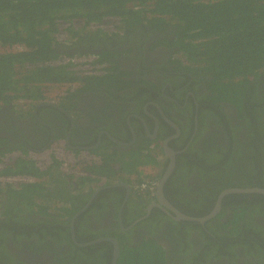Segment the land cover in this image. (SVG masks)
<instances>
[{
    "label": "flooded vegetation",
    "instance_id": "obj_1",
    "mask_svg": "<svg viewBox=\"0 0 264 264\" xmlns=\"http://www.w3.org/2000/svg\"><path fill=\"white\" fill-rule=\"evenodd\" d=\"M116 26L122 37L113 40L82 39L68 33H62L64 38L59 40L62 51L68 54L112 56L110 60L119 70L113 86L109 82L88 90L78 95L76 101L47 98L34 103L24 101L16 107L15 103H8L0 108V150H13L6 154L0 168L19 157L38 165L40 156L37 155L57 143L58 148L64 147L66 151L62 159L77 156L72 161L74 164L92 158L100 165L106 154L115 155L118 161L144 147L137 155L145 158L149 152L156 158L154 163L147 164L154 173L141 177L133 173L132 167L129 170L117 163L119 169L115 176L94 183L95 189L91 191L88 182L82 186L75 184L88 175L89 165H78L85 171L80 177L56 169L63 176L53 181L49 178V184L44 187L54 197L39 203H45L54 214L73 206V213L57 220L52 216L46 220V216L37 213L36 207L33 211L21 212L17 198L10 196L16 191L2 192L0 211L5 216L0 222V244L4 243V229L7 237L18 235L20 248L12 240L7 242L12 264H53L55 254L57 258L62 256V264H75L76 259L80 260L77 264H135L133 260L141 257L140 249L147 240H154L164 252L155 245L147 246L153 255H143L144 264H230L228 259L224 260L229 255H221L217 250L230 243L231 237L214 236L205 226L221 209L204 224L180 220L177 213L192 219L203 218L206 215L199 214L209 212L217 196L213 205L216 207L222 191L217 193L209 187V182L222 172L224 175L234 164L228 161L221 168L219 158L235 155L241 145L244 150L250 143L260 145V135H264L262 124L256 121L253 125L252 116L248 115L243 125L233 102H219L220 108L217 106L207 86L214 82V76L207 71H196L199 65L193 67L188 61L179 62L178 48L172 45L175 42L172 30H155L147 23L132 28L119 23ZM77 57L83 55L66 58L63 63L82 77L90 76L83 68L78 70ZM98 66L109 70L107 62ZM72 86L77 88L79 83L73 82ZM257 89L264 93V85ZM255 96L253 91L254 101ZM243 105L248 111L249 106ZM209 146L214 148L212 153ZM156 147L162 152L157 153ZM130 159L126 157L125 161ZM240 170L245 172L246 166ZM29 181L32 179L0 177L3 189ZM161 184L165 204L158 199ZM262 185L248 180L245 187L226 189H264ZM151 188H154L153 194ZM256 208L258 214L254 220L261 224L264 206ZM227 210L226 223L232 219L233 211L230 207ZM44 221L52 227L44 231L49 236L42 241ZM194 225H199L211 237L201 236V231L193 229ZM53 228L56 233L51 236ZM66 229L68 237H65ZM31 232L37 235L30 237ZM255 239L260 241L257 236ZM0 258L4 260L0 263L9 262L6 257ZM245 259L257 262L253 256ZM234 264L248 263L238 255Z\"/></svg>",
    "mask_w": 264,
    "mask_h": 264
},
{
    "label": "trees",
    "instance_id": "obj_2",
    "mask_svg": "<svg viewBox=\"0 0 264 264\" xmlns=\"http://www.w3.org/2000/svg\"><path fill=\"white\" fill-rule=\"evenodd\" d=\"M110 20L123 27L122 23L126 27L147 23L155 30H172L171 34L175 38L172 45L177 46V53L185 56L190 64H202L196 71H207L206 73L214 76V82L207 83V86L212 91L211 98L217 106L220 108L219 102H233L243 125L246 117L251 115L253 125L256 121L262 124L264 134V93L257 89L264 85V0H0V108L8 103L44 100L49 88L72 85L73 82L79 83V86L69 87L65 91L66 96L62 98L76 101L78 95H84L88 90L101 88L109 82L113 86L119 70L110 60L112 56L98 57L78 52L68 54L59 45L62 33L89 40L96 37L117 39L110 38L112 35H107L102 27L91 30V25L100 26ZM76 55L98 57L93 62L95 66L107 62L111 73L105 68L101 69L103 73L99 75L80 76L63 63L66 58ZM235 79H238L236 83ZM253 91L256 93L255 101ZM242 102L249 106L248 111ZM225 117L227 116L224 114ZM260 137V145L250 143L247 150L242 149L241 145L235 155L219 158L221 168L228 161H234V164L224 175L222 172L211 179L209 187L219 193L229 187H245L244 183L248 180L252 183L260 182L264 186V135ZM144 149L142 147L134 151L133 156L130 153L118 161L115 155L106 154L102 164L90 165L86 169L88 175L75 181L76 186L78 183V186H82L86 182L93 185L100 183L104 177H114L119 169L117 163L127 166L129 170L132 167L133 173L141 175L147 164L155 162V157L149 152L145 158L137 155L138 151ZM212 149L214 148L209 146L210 153L213 152ZM155 151L162 152L157 147ZM10 152L13 150L9 148L0 150V166ZM126 157L132 159L126 162ZM58 164L60 162L54 159L51 167L41 170L36 163L22 157L11 160L0 168V177H25L32 181L15 183V186L9 185L4 189L0 183V197L2 192L16 191L10 193V196L17 198L21 212L33 211L36 207L37 213L46 216V220H49V216L52 219L68 217L74 211L73 206L70 210L54 214L45 203H39V200L54 197L44 187L49 184V178L53 181L58 176H63L57 171L60 169ZM242 166H246L245 172H240ZM216 199L217 196L212 208ZM256 206L260 209L264 206L263 195H228L222 201L219 215L205 225L214 236L231 237L230 243L217 250L221 255H229L224 260L228 259L230 264L235 263L238 255L248 264H264V221L260 224V221L254 220L258 214ZM228 207L233 211L232 219L226 223ZM211 210L199 215L205 216ZM0 212L1 222L5 213ZM236 218L243 222V226L239 225ZM48 223H42V241L49 236L44 233L47 227H52ZM193 229L201 231V236L211 237L199 225H194ZM6 230L2 234L4 243L0 244V256L6 257L9 262L0 264H12L13 258L7 250V242L12 240L18 244L20 240L17 234L7 237ZM25 231L28 233V230ZM64 232L65 237H68L67 229ZM55 233L56 228H53L51 236ZM28 235L34 237L37 234L31 232ZM154 245L164 252L154 240H147L140 249L142 258L133 262L144 264L143 259L146 258L143 255H153L147 246ZM18 246L20 248L22 244ZM247 256L255 257L257 262L246 261ZM1 261L4 260L0 258ZM79 262V259L74 260L75 264ZM53 264H62V256L57 258L55 254Z\"/></svg>",
    "mask_w": 264,
    "mask_h": 264
},
{
    "label": "rangeland",
    "instance_id": "obj_3",
    "mask_svg": "<svg viewBox=\"0 0 264 264\" xmlns=\"http://www.w3.org/2000/svg\"><path fill=\"white\" fill-rule=\"evenodd\" d=\"M94 29V27L92 26L91 27V30H93ZM102 29H105L106 30V34L107 35H112V36H118L119 34H120V31H119V29L117 28V26H116V24H111V25H109V26H106V27H102ZM62 38H64V35H60V37H59V40H62ZM93 57H87V58H85V57H77L76 58V60H75V64L77 65V66H80L81 68H83V70L85 71V67H82V65L84 64V62H89V61H91V60H93L92 59ZM199 66H202V64H199ZM80 69V68H79ZM238 80V79H237ZM66 85H63V86H55L53 89H51V90H49L48 91V93H47V98L48 99H54V100H56V99H61L62 98V96H64V94H65V91H66ZM59 96H61V97H59ZM46 98V99H47ZM49 151H47L45 154H44V156L45 155H47V153H48ZM87 161L86 162H83L82 163V165L84 164V165H94V164H96L97 162H96V160L94 159V160H92V158H85ZM51 162H52V159H51ZM78 165L79 164H77L75 167H74V171H73V173L72 172H67V171H65L64 170V168H63V165H61V167H60V171H62V172H64L65 174H75V175H80L81 174V172H82V169L80 168H78ZM81 165V166H82ZM44 167L46 168V167H49L48 165H46L45 163H44ZM94 185V184H93Z\"/></svg>",
    "mask_w": 264,
    "mask_h": 264
},
{
    "label": "clouds",
    "instance_id": "obj_4",
    "mask_svg": "<svg viewBox=\"0 0 264 264\" xmlns=\"http://www.w3.org/2000/svg\"><path fill=\"white\" fill-rule=\"evenodd\" d=\"M111 24H118L117 22L116 23H114L113 22V20H110V21H108L107 23H104L103 25H100V27H106V26H109V25H111ZM123 25H124V27L126 28V26H125V24L124 23H122ZM91 26H93V27H95L94 25H91ZM97 28H98V26H96ZM128 28V27H127ZM129 28H132V27H129ZM124 32H125V29H124ZM117 37H122V35L121 34H119L118 36H110V38H117ZM177 56L181 59V61H179V62H181V63H183V62H187L188 60L186 59V57L185 56H183V55H181V54H179V53H177ZM83 57H85V58H87V57H93L92 59L93 60H91V61H89V62H84V64L82 65V67H85V71H88L89 73H90V76L91 75H99V74H102L101 73V69H105V68H103V67H101V66H95V63H93L95 60H96V57L95 56H83ZM191 65L193 66V67H197L199 64H194V63H191ZM77 66V65H76ZM198 67H200V66H198ZM79 68H80V66L78 67V70H79ZM73 85V84H72ZM72 85H66V86H68V88L69 87H71ZM67 88V89H68ZM66 89V90H67ZM64 96H65V94H64ZM22 102H24V101H22ZM22 102H16V104H15V107L16 106H18L20 103H22ZM14 107V108H15ZM50 146V145H49ZM49 146L47 147V148H49ZM155 161H156V158H155ZM53 165V162L49 165V167H51ZM59 165V167H61V165H62V163L60 162V164H58ZM97 165V164H96ZM90 166V165H89ZM59 171H60V169H59ZM139 171L141 172V169H139ZM145 173H148V174H150V175H152L153 173H154V169L151 167V166H149V165H147V167L146 168H144V170H143V172H141V177H144L145 176ZM68 175H73L72 177H75V176H78V177H80V176H82V175H85V171H83L82 170V173L80 174V175H75V174H68ZM91 187H92V189H91ZM95 188H94V185H90V190L92 191V190H94Z\"/></svg>",
    "mask_w": 264,
    "mask_h": 264
},
{
    "label": "water",
    "instance_id": "obj_5",
    "mask_svg": "<svg viewBox=\"0 0 264 264\" xmlns=\"http://www.w3.org/2000/svg\"><path fill=\"white\" fill-rule=\"evenodd\" d=\"M159 196L158 199L160 200L161 203H164V197H163V192H162V184L159 186ZM251 193H256V194H263L264 195V189H260V188H230V189H226L224 191H222L221 195L218 198V201L216 203V207H214L212 209V211L206 215L203 218H199V219H192V218H188L186 216H184L183 214L177 213V218L180 220H188V221H196V222H200L202 224L206 223L207 221L213 219L220 211L221 206H222V201L224 199V197L228 196V195H232V194H251Z\"/></svg>",
    "mask_w": 264,
    "mask_h": 264
},
{
    "label": "built area",
    "instance_id": "obj_6",
    "mask_svg": "<svg viewBox=\"0 0 264 264\" xmlns=\"http://www.w3.org/2000/svg\"><path fill=\"white\" fill-rule=\"evenodd\" d=\"M57 144V143H56ZM51 145L49 148H47L42 154H38L37 156H40V160L38 161V167L41 169V170H45L46 168L44 167V163L46 165H50L54 159L58 160L59 162L62 163L63 165V168L65 171L67 172H72L73 173V169L74 167L77 165V164H82L83 162H86L87 160L84 158L81 160V162H77V163H73L72 161H74V159H77V156H75V158L73 157H65L62 159V154L63 153H66V151H64V147H60L58 148L59 146L58 145ZM49 151L47 153V155L44 156V154ZM83 158V157H82ZM51 159H52V162H51ZM82 173V172H81ZM151 193L153 194L154 193V188H151L150 189Z\"/></svg>",
    "mask_w": 264,
    "mask_h": 264
}]
</instances>
